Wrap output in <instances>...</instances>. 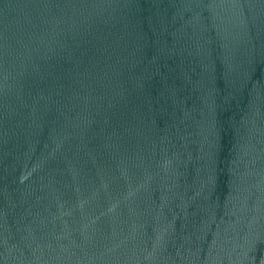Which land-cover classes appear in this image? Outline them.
<instances>
[{
  "label": "water",
  "instance_id": "obj_1",
  "mask_svg": "<svg viewBox=\"0 0 264 264\" xmlns=\"http://www.w3.org/2000/svg\"><path fill=\"white\" fill-rule=\"evenodd\" d=\"M0 264H264V0H0Z\"/></svg>",
  "mask_w": 264,
  "mask_h": 264
}]
</instances>
